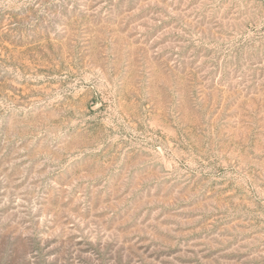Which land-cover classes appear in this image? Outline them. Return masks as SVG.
<instances>
[{"label": "rangeland", "instance_id": "374dc122", "mask_svg": "<svg viewBox=\"0 0 264 264\" xmlns=\"http://www.w3.org/2000/svg\"><path fill=\"white\" fill-rule=\"evenodd\" d=\"M0 264H264V0H0Z\"/></svg>", "mask_w": 264, "mask_h": 264}]
</instances>
